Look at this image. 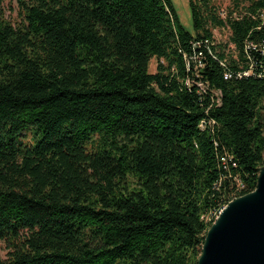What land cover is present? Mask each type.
<instances>
[{
	"label": "trees",
	"instance_id": "trees-1",
	"mask_svg": "<svg viewBox=\"0 0 264 264\" xmlns=\"http://www.w3.org/2000/svg\"><path fill=\"white\" fill-rule=\"evenodd\" d=\"M188 4L0 0V264H198L256 189L264 0Z\"/></svg>",
	"mask_w": 264,
	"mask_h": 264
},
{
	"label": "water",
	"instance_id": "water-1",
	"mask_svg": "<svg viewBox=\"0 0 264 264\" xmlns=\"http://www.w3.org/2000/svg\"><path fill=\"white\" fill-rule=\"evenodd\" d=\"M198 264H264V165L256 189L230 201L211 224Z\"/></svg>",
	"mask_w": 264,
	"mask_h": 264
},
{
	"label": "rangeland",
	"instance_id": "rangeland-1",
	"mask_svg": "<svg viewBox=\"0 0 264 264\" xmlns=\"http://www.w3.org/2000/svg\"><path fill=\"white\" fill-rule=\"evenodd\" d=\"M176 8L178 9V13L181 17L182 22L186 25V27L191 28V13L188 4V0H173ZM216 3L223 9V11L228 10V7L231 5L232 0H215ZM5 16L12 20L13 22L19 20V7L17 2H9L7 1L4 5ZM225 14V13H224ZM216 43H226L228 42L229 31L226 28L219 29L216 28L214 30ZM157 68V60L153 59L150 64V71L156 72ZM218 217V216H217ZM7 253V249L5 245L0 246V256L5 257Z\"/></svg>",
	"mask_w": 264,
	"mask_h": 264
},
{
	"label": "built area",
	"instance_id": "built-area-1",
	"mask_svg": "<svg viewBox=\"0 0 264 264\" xmlns=\"http://www.w3.org/2000/svg\"><path fill=\"white\" fill-rule=\"evenodd\" d=\"M263 16H264V13H263ZM200 86H202V84H200ZM202 87H203V86H202ZM223 160H225V158H223ZM217 216H218V215H217ZM217 216H216V217H217Z\"/></svg>",
	"mask_w": 264,
	"mask_h": 264
}]
</instances>
